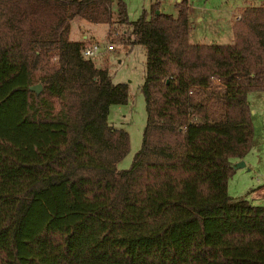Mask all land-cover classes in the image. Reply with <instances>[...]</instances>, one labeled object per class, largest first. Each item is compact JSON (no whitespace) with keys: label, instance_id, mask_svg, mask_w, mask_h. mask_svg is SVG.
I'll use <instances>...</instances> for the list:
<instances>
[{"label":"trees","instance_id":"1","mask_svg":"<svg viewBox=\"0 0 264 264\" xmlns=\"http://www.w3.org/2000/svg\"><path fill=\"white\" fill-rule=\"evenodd\" d=\"M176 6L130 20L123 0H0V264H264V204L227 190L253 144L247 94L264 90V4L230 42L191 41L189 0ZM75 18L145 48L126 168L129 134L107 115L128 84L69 38Z\"/></svg>","mask_w":264,"mask_h":264},{"label":"rangeland","instance_id":"2","mask_svg":"<svg viewBox=\"0 0 264 264\" xmlns=\"http://www.w3.org/2000/svg\"><path fill=\"white\" fill-rule=\"evenodd\" d=\"M126 3L130 20L136 19L143 8L159 1V10L172 15L177 14L178 0H123ZM264 4V0H189V38L194 42H230L229 21L231 11L243 7L246 3ZM202 16V20H196ZM107 23L89 22L75 18L71 21L69 38L77 39L82 33H88V40L99 44V52L92 56L96 65H107L113 82L128 84V100L125 103H112L109 106L107 120L115 127L125 129L129 134L128 152L117 162L118 168L130 165L135 151L141 145L142 132L146 123V103L140 85L144 80L145 48L142 44L132 47L120 42H112L115 50L102 53V48L110 41L107 37ZM93 40V41H94ZM87 43V41H85ZM254 127L253 144L242 158H234L235 164L242 159L244 166L234 168L227 182L231 198H246L253 204L264 201V90L256 89L247 94Z\"/></svg>","mask_w":264,"mask_h":264},{"label":"crops","instance_id":"3","mask_svg":"<svg viewBox=\"0 0 264 264\" xmlns=\"http://www.w3.org/2000/svg\"><path fill=\"white\" fill-rule=\"evenodd\" d=\"M248 4H251V3H249V2H247L246 3V5H248ZM254 5H256V4H254ZM244 7V6H243ZM243 7H239V8H237V9H233L232 11H231V16H232V18H230V21H229V26H230V35H231V40H232V38H233V36H232V30H231V27H232V24H233V22L236 20V19H238L237 18V15L238 14H240V11L242 10V8ZM192 9H191V4L189 3V13L191 14V16H192V11H191ZM190 18V17H189ZM203 19V17L202 16H197V18H196V20H202ZM88 33H82L81 34V37L80 38H77V39H72V40H84V41H87V43L89 44L90 42H92L94 39L92 38V39H90V40H88ZM212 42V41H211ZM115 46V45H114ZM115 49H113V50H107L105 47H103L102 48V53H105V54H109L110 52H112V51H114Z\"/></svg>","mask_w":264,"mask_h":264},{"label":"built area","instance_id":"4","mask_svg":"<svg viewBox=\"0 0 264 264\" xmlns=\"http://www.w3.org/2000/svg\"><path fill=\"white\" fill-rule=\"evenodd\" d=\"M239 16H240V14H238L237 15V18H239ZM105 48L107 49V50H113V49H115V46H114V44L112 43V44H110V43H108L106 46H105ZM99 49H100V47H99V44H98V42L96 41V40H94V41H92V42H90L89 44H87L84 48H83V55L84 56H86V57H92V56H94L95 54H97L98 52H99ZM213 78V80L215 81V82H217V83H220V80H219V78L218 77H212ZM220 85H218V88L220 89ZM263 204H264V201H263Z\"/></svg>","mask_w":264,"mask_h":264},{"label":"water","instance_id":"5","mask_svg":"<svg viewBox=\"0 0 264 264\" xmlns=\"http://www.w3.org/2000/svg\"><path fill=\"white\" fill-rule=\"evenodd\" d=\"M30 89L35 91L37 94L40 93L42 90L41 82H36V83L30 85ZM244 165H245V162L242 159H240L234 164V168L244 166Z\"/></svg>","mask_w":264,"mask_h":264}]
</instances>
